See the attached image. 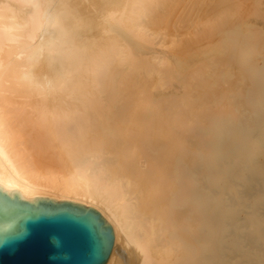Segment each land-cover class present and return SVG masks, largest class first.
Returning a JSON list of instances; mask_svg holds the SVG:
<instances>
[{
  "label": "bare ground",
  "instance_id": "1",
  "mask_svg": "<svg viewBox=\"0 0 264 264\" xmlns=\"http://www.w3.org/2000/svg\"><path fill=\"white\" fill-rule=\"evenodd\" d=\"M182 1L0 0V190L11 200L21 195L99 211L115 235L106 264H200V243L216 242L208 236L218 224L211 215L200 237L198 184L205 177L198 178L196 144L183 139L185 113L160 105L146 123L144 111L148 79L162 89L174 75L173 57L157 48H175L165 20ZM222 1L226 11L230 1Z\"/></svg>",
  "mask_w": 264,
  "mask_h": 264
},
{
  "label": "rangeland",
  "instance_id": "2",
  "mask_svg": "<svg viewBox=\"0 0 264 264\" xmlns=\"http://www.w3.org/2000/svg\"><path fill=\"white\" fill-rule=\"evenodd\" d=\"M221 1L222 0H183L179 6V13L169 15L165 20L166 24L169 26V31L167 30L169 35L168 40L174 38L176 39L177 44L174 49L160 47L157 49L167 53L170 58L173 57L170 63L174 77L169 76V84L162 89L154 88L152 84L154 80L148 79L151 82L148 90V100L145 103L146 108L144 111L146 123H150L151 117L157 106L163 105L167 107L171 113H174L176 109L178 113L182 110L185 113L184 123L182 124V131L184 132L183 139L186 140H184L185 143L187 140L188 142L191 140L189 143L196 144V151L197 149L199 150L196 152L199 165L198 170L200 169V175L198 173V178H203L201 177L203 175L205 177V179H202L201 181L198 180V182L200 181L198 184V194L200 199V209L202 210V212H199L201 239L208 234L207 219H209V215H211L212 218L214 217V222L218 223L217 225L214 224L215 226L213 225V230L218 231L217 235L216 231H213L215 234L211 231L208 235L212 242H216L212 244L209 242V245H207V242L200 243V264H264V0H236L237 6L234 5L235 0H229L230 3L228 2L229 6H227L226 11L223 9L224 6L220 3ZM192 8L194 9L192 10ZM190 12L192 14H190ZM183 13L186 15V18H184ZM204 13L207 18H205ZM212 14L217 16L214 17ZM203 22H205V26H203ZM217 25L221 28L223 27L224 29H222L224 31L222 29L218 30L220 27ZM206 31L209 32V34L212 31L213 32L210 35L207 33V35ZM214 31L217 32V34ZM212 64H215L214 67ZM203 85H205V88L202 87ZM236 85H241V88ZM227 87H229V89ZM201 88L204 89L202 93ZM219 88H226V91L224 90L226 94L228 90L231 89L232 91L230 92L233 93V89H235L237 90V92L235 91L237 96L236 94L234 95L231 93L230 97L232 96V99L229 98V101H227L229 94L225 95L226 98L225 96H221L224 91H222V89L220 90L222 92H220ZM244 89H246V91H244V99H242L243 93L241 91ZM162 93H164V95ZM185 95L186 97H183ZM201 99L203 101L200 102V106V103L197 102ZM243 100L244 104L242 103ZM227 102H230L231 105ZM235 102L240 105L239 107L242 108L241 110L240 108L235 107ZM198 105L199 107L196 109L195 106ZM193 108L195 109L193 110ZM233 108L234 110H232ZM223 110H225V114L232 110L235 115L232 116V111H230L224 116ZM210 111L214 114L212 115ZM244 111L251 126L249 125L250 123L248 124V122H245L247 120H244L246 119L244 113L242 115L244 118L239 116ZM174 114L177 113L175 112ZM200 116L202 118L201 120ZM198 121H200V123ZM189 125L191 127H189ZM254 135L256 136V140ZM251 137H253L254 140L251 139ZM201 150L204 153H202ZM256 151H258V153H256ZM253 152L254 154L252 155ZM243 154H246L245 157ZM238 156L241 158H237ZM204 182L207 184L204 185ZM201 184L203 186H208L209 188L201 187ZM229 185L231 186L229 187ZM210 187L213 188L216 193H212L215 191L212 190L211 192ZM217 192H219V195ZM215 194L217 195L214 196ZM241 195L243 196L241 197ZM218 199L222 203H220ZM229 200L230 202H228ZM200 209L199 211H201ZM206 212L208 216L206 215ZM215 215H218V218H215ZM234 217H237L238 219ZM222 222L223 225H221ZM226 225L229 227H226ZM230 229L232 230L230 231ZM214 235H216L215 238ZM247 237L249 239L252 238L250 239V244L247 242ZM247 245H250V247ZM209 246L214 249L216 248L215 250L217 251L215 252V250L209 248ZM247 249L248 251H246ZM257 251L262 253L259 254ZM119 253L121 260L126 262L127 253L125 250L121 249Z\"/></svg>",
  "mask_w": 264,
  "mask_h": 264
},
{
  "label": "water",
  "instance_id": "3",
  "mask_svg": "<svg viewBox=\"0 0 264 264\" xmlns=\"http://www.w3.org/2000/svg\"><path fill=\"white\" fill-rule=\"evenodd\" d=\"M11 200L0 190V264H106L115 235L99 211Z\"/></svg>",
  "mask_w": 264,
  "mask_h": 264
}]
</instances>
